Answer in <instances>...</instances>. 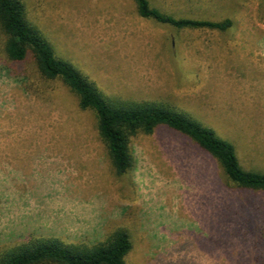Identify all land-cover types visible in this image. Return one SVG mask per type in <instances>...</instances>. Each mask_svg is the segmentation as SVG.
Segmentation results:
<instances>
[{
	"label": "rangeland",
	"instance_id": "1",
	"mask_svg": "<svg viewBox=\"0 0 264 264\" xmlns=\"http://www.w3.org/2000/svg\"><path fill=\"white\" fill-rule=\"evenodd\" d=\"M55 55L109 99L177 110L264 174V0H148L227 32L177 30L132 0H22ZM0 54V251L32 237L93 245L125 229L127 264H264V194L238 191L215 159L168 129L134 139L117 177L95 119L68 91L36 95Z\"/></svg>",
	"mask_w": 264,
	"mask_h": 264
},
{
	"label": "trees",
	"instance_id": "2",
	"mask_svg": "<svg viewBox=\"0 0 264 264\" xmlns=\"http://www.w3.org/2000/svg\"><path fill=\"white\" fill-rule=\"evenodd\" d=\"M139 16L177 30L227 32L233 22L177 18L152 8L148 0H132ZM0 54L14 76L23 77L26 91L45 94L61 84L82 113L95 119L98 138L117 177L127 176L134 166L132 145L140 135L160 127L189 139L216 160L228 181L241 192L264 194V174L243 169L234 146L218 138L185 114L158 103L109 99L97 85L70 62L55 55L51 45L27 19L22 0H0ZM133 249L125 229H117L93 245L67 244L58 238L32 237L0 251V264H127Z\"/></svg>",
	"mask_w": 264,
	"mask_h": 264
}]
</instances>
